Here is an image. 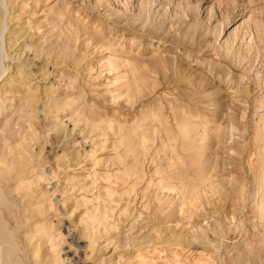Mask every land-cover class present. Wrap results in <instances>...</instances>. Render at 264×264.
<instances>
[{
	"label": "rangeland",
	"instance_id": "1",
	"mask_svg": "<svg viewBox=\"0 0 264 264\" xmlns=\"http://www.w3.org/2000/svg\"><path fill=\"white\" fill-rule=\"evenodd\" d=\"M0 235V264H264V0H0Z\"/></svg>",
	"mask_w": 264,
	"mask_h": 264
},
{
	"label": "bare ground",
	"instance_id": "2",
	"mask_svg": "<svg viewBox=\"0 0 264 264\" xmlns=\"http://www.w3.org/2000/svg\"><path fill=\"white\" fill-rule=\"evenodd\" d=\"M2 23H3V22H2ZM0 237H1V235H0ZM1 242H2V241H1ZM1 242H0V243H1ZM0 251H1V249H0ZM2 251H3V250H2ZM0 253L2 254V252H0ZM0 256L2 257V255H0ZM1 257H0V258H1ZM2 258H3V257H2ZM0 260H1V259H0ZM5 260H6V258H5ZM2 261H4V260H2ZM1 264H2V263H1Z\"/></svg>",
	"mask_w": 264,
	"mask_h": 264
}]
</instances>
